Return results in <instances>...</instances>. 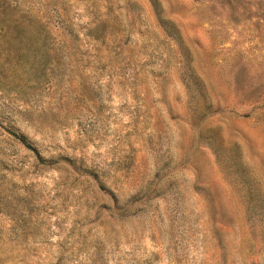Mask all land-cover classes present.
<instances>
[{
    "label": "rangeland",
    "instance_id": "obj_1",
    "mask_svg": "<svg viewBox=\"0 0 264 264\" xmlns=\"http://www.w3.org/2000/svg\"><path fill=\"white\" fill-rule=\"evenodd\" d=\"M0 264H264V0H0Z\"/></svg>",
    "mask_w": 264,
    "mask_h": 264
}]
</instances>
